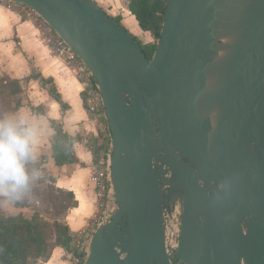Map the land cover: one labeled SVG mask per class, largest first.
<instances>
[{
  "label": "water",
  "instance_id": "1",
  "mask_svg": "<svg viewBox=\"0 0 264 264\" xmlns=\"http://www.w3.org/2000/svg\"><path fill=\"white\" fill-rule=\"evenodd\" d=\"M10 1L66 41L102 98L115 208L83 264H264V0H168L151 59L94 0Z\"/></svg>",
  "mask_w": 264,
  "mask_h": 264
},
{
  "label": "crops",
  "instance_id": "2",
  "mask_svg": "<svg viewBox=\"0 0 264 264\" xmlns=\"http://www.w3.org/2000/svg\"><path fill=\"white\" fill-rule=\"evenodd\" d=\"M102 2L107 6L113 4L112 0ZM97 4L107 13L102 3ZM119 13L107 14L120 15L123 26L135 36H139L143 43L153 41L149 32L141 30L128 8ZM39 35V26L25 6L15 7L0 3V75L18 79L22 88L21 105L5 114H23L40 121L42 136L39 166L44 177L42 176L43 179L37 186L43 191L46 184H51L57 192L71 193V205L57 219L66 223L73 234L85 231L86 237L90 238L96 229L91 226L92 217L96 212V199L91 182L92 153L86 145V136L97 134V123L84 106L81 86L73 70L64 60L51 53ZM32 70L40 77L48 79V83L43 85L40 79L30 78ZM48 87L55 89L56 96L50 94ZM32 107H36L37 111L32 110ZM52 121L58 123L68 135L78 136L73 142V151L78 162L64 165L54 163L51 156V140L54 135ZM29 198V194L25 195L17 201L18 205L11 199L0 198V209L6 215L22 214L25 217H31L37 212L52 222L53 219L47 218L37 210H33L31 214L24 212V209L32 204ZM37 264H71V260L69 252L55 246L50 256L39 260Z\"/></svg>",
  "mask_w": 264,
  "mask_h": 264
},
{
  "label": "trees",
  "instance_id": "3",
  "mask_svg": "<svg viewBox=\"0 0 264 264\" xmlns=\"http://www.w3.org/2000/svg\"><path fill=\"white\" fill-rule=\"evenodd\" d=\"M168 0H128L127 8L134 16L141 30L149 32L153 41L140 44L146 57L151 59L156 47V40L159 37L166 5ZM126 32L121 24V16H111ZM129 33V32H128ZM133 37V36H132ZM134 38V37H133ZM135 39V38H134ZM30 78L40 79L43 85L48 83V79L40 77L32 70ZM50 94L55 95V89L48 87ZM22 88L18 79L10 78L7 75H0V114H5L11 109L21 105L20 94ZM84 106L90 117L98 124L97 134L86 136V145L92 153V168H99L105 165L106 154L110 150V132L104 117V109L92 113L88 110L85 93L81 92ZM11 100L9 101V99ZM12 104H10V103ZM10 104V105H9ZM32 110L37 111L36 107ZM54 135L51 140L52 158L56 165L78 162V158L73 151V142L78 136L73 137L63 131L62 127L51 122ZM53 181V178H51ZM50 187L53 192L63 194V198L58 201L68 203L63 207L60 215L54 216L50 222L35 212L31 217L22 214L6 215L0 209V264H37L39 260H45L50 256L55 246H60L69 253L78 256H85L78 252L74 242V234L66 223L59 221L65 209L71 205V193L55 191L51 184H46L44 188ZM18 205V202H15Z\"/></svg>",
  "mask_w": 264,
  "mask_h": 264
},
{
  "label": "built area",
  "instance_id": "4",
  "mask_svg": "<svg viewBox=\"0 0 264 264\" xmlns=\"http://www.w3.org/2000/svg\"><path fill=\"white\" fill-rule=\"evenodd\" d=\"M0 3L10 4L15 7L20 5L10 0H0ZM25 7L27 8L29 15L35 19L39 26L40 40L49 48L53 55L64 60V62L73 70L74 75L81 86V91L85 93L88 110L92 113L99 112V110L103 108L102 98L89 67L33 8ZM106 157L105 165L95 169L92 168L91 172V182L93 183L96 199V212L91 221V226L94 228L107 222L115 208L109 175L110 150L107 152ZM178 216V204L173 208H167L164 213L165 244L166 249L170 254H173L176 251L178 245L180 234ZM74 242L78 252L84 253L85 256L81 257L69 253L71 264H83L88 254L89 244V238L86 237V232L81 231L74 234ZM174 262L175 264H178L176 260Z\"/></svg>",
  "mask_w": 264,
  "mask_h": 264
},
{
  "label": "clouds",
  "instance_id": "5",
  "mask_svg": "<svg viewBox=\"0 0 264 264\" xmlns=\"http://www.w3.org/2000/svg\"><path fill=\"white\" fill-rule=\"evenodd\" d=\"M41 136V123L35 117L0 114V198L18 201L42 178Z\"/></svg>",
  "mask_w": 264,
  "mask_h": 264
},
{
  "label": "rangeland",
  "instance_id": "6",
  "mask_svg": "<svg viewBox=\"0 0 264 264\" xmlns=\"http://www.w3.org/2000/svg\"><path fill=\"white\" fill-rule=\"evenodd\" d=\"M95 2L104 3L102 2L103 0H94ZM107 0H104V2ZM127 1L128 0H112L113 4L112 5H104L106 7L107 13H111L112 15L114 14H120L119 12H125V9L127 8ZM111 17V16H110ZM122 24V23H121ZM123 25V24H122ZM134 38L136 41H138L141 44H145L142 42V39L138 36H135L132 34V32L127 29L125 26H123ZM11 98L9 99V101ZM10 103V102H9ZM12 104V103H10ZM9 104V105H10ZM98 127V124H97ZM43 173V172H42ZM44 177V173L42 175ZM43 177L40 179L42 180ZM38 180L32 187L31 193H29V198L30 202L32 203L29 207L24 209V212L26 214H31L33 210H37L41 213H43L47 218H52L56 215H60L63 207L66 206L68 201L66 200L67 203H63L61 201H58V198H63V194H57L53 192L52 188L47 187L44 188L43 191H41L40 187L37 186L39 184ZM39 201V202H37Z\"/></svg>",
  "mask_w": 264,
  "mask_h": 264
},
{
  "label": "flooded vegetation",
  "instance_id": "7",
  "mask_svg": "<svg viewBox=\"0 0 264 264\" xmlns=\"http://www.w3.org/2000/svg\"><path fill=\"white\" fill-rule=\"evenodd\" d=\"M176 204H178V203H175L174 206H175ZM179 208H180V207H179Z\"/></svg>",
  "mask_w": 264,
  "mask_h": 264
}]
</instances>
